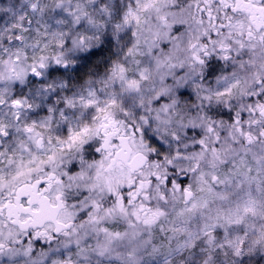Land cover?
Listing matches in <instances>:
<instances>
[{
	"label": "clouds",
	"instance_id": "9594fccd",
	"mask_svg": "<svg viewBox=\"0 0 264 264\" xmlns=\"http://www.w3.org/2000/svg\"><path fill=\"white\" fill-rule=\"evenodd\" d=\"M0 264H264V0H0Z\"/></svg>",
	"mask_w": 264,
	"mask_h": 264
}]
</instances>
